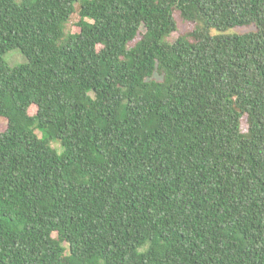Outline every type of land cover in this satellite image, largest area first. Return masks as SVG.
<instances>
[{
  "label": "trees",
  "instance_id": "1",
  "mask_svg": "<svg viewBox=\"0 0 264 264\" xmlns=\"http://www.w3.org/2000/svg\"><path fill=\"white\" fill-rule=\"evenodd\" d=\"M0 123V264H264V0H0Z\"/></svg>",
  "mask_w": 264,
  "mask_h": 264
},
{
  "label": "rangeland",
  "instance_id": "2",
  "mask_svg": "<svg viewBox=\"0 0 264 264\" xmlns=\"http://www.w3.org/2000/svg\"><path fill=\"white\" fill-rule=\"evenodd\" d=\"M78 17H79L78 13L73 15V17L71 18L69 24L67 25L68 30L72 29L73 23L78 20ZM178 26H179V29L177 31L173 32L167 38L169 41H174L175 39H177L179 34H180V32L187 31L190 27H193V24H191L189 22L187 23V22L183 21L181 18H178ZM252 29H253V27H251V26L250 27L243 26V27L232 28L227 33H230V34L239 33V34H241V33H246L248 31H251ZM140 32L142 34L143 32H145V29L142 27ZM215 33H217V31L216 30H212V34H215ZM5 59L7 60V62L11 66H15V65H18V64L26 63L28 61L26 56L21 52L20 49H14L12 51H9L8 53H6ZM157 78H159V77H157ZM6 127H7V125L5 123H0V131L5 130ZM242 128H243V130H247L246 122H244ZM38 134L41 135L40 132H38ZM53 145L56 148H59V144L58 143H53Z\"/></svg>",
  "mask_w": 264,
  "mask_h": 264
}]
</instances>
